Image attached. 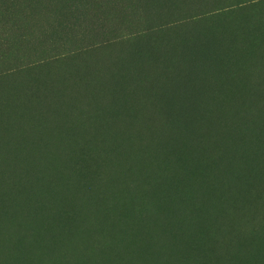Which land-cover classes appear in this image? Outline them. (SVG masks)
Returning <instances> with one entry per match:
<instances>
[{"label":"rangeland","instance_id":"1","mask_svg":"<svg viewBox=\"0 0 264 264\" xmlns=\"http://www.w3.org/2000/svg\"><path fill=\"white\" fill-rule=\"evenodd\" d=\"M263 186L264 0H0V264H264Z\"/></svg>","mask_w":264,"mask_h":264},{"label":"bare ground","instance_id":"2","mask_svg":"<svg viewBox=\"0 0 264 264\" xmlns=\"http://www.w3.org/2000/svg\"><path fill=\"white\" fill-rule=\"evenodd\" d=\"M250 184H251V183H250ZM263 187H264V186H263ZM263 187H262V188H263Z\"/></svg>","mask_w":264,"mask_h":264}]
</instances>
